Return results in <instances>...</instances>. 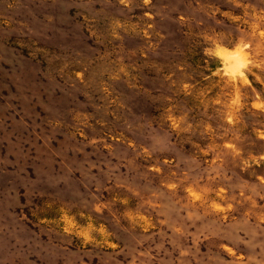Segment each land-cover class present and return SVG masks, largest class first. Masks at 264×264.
Returning <instances> with one entry per match:
<instances>
[{"label":"rangeland","instance_id":"374dc122","mask_svg":"<svg viewBox=\"0 0 264 264\" xmlns=\"http://www.w3.org/2000/svg\"><path fill=\"white\" fill-rule=\"evenodd\" d=\"M0 264H264V0H0Z\"/></svg>","mask_w":264,"mask_h":264}]
</instances>
